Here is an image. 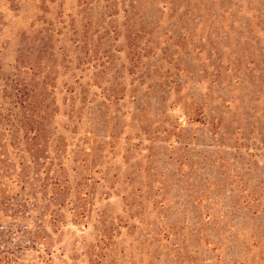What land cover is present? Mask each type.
<instances>
[{
  "label": "rangeland",
  "instance_id": "1",
  "mask_svg": "<svg viewBox=\"0 0 264 264\" xmlns=\"http://www.w3.org/2000/svg\"><path fill=\"white\" fill-rule=\"evenodd\" d=\"M17 77L46 122L17 123L9 264H264V0H0L6 103Z\"/></svg>",
  "mask_w": 264,
  "mask_h": 264
},
{
  "label": "trees",
  "instance_id": "2",
  "mask_svg": "<svg viewBox=\"0 0 264 264\" xmlns=\"http://www.w3.org/2000/svg\"><path fill=\"white\" fill-rule=\"evenodd\" d=\"M106 34L109 35V32H107ZM138 39L139 37L135 35L134 39L131 42V46H133L134 48L133 52H135V54L133 55L136 57V63L142 59L141 54L143 50H145L144 47L141 48L142 44L139 42ZM107 54L108 55L105 62L101 63L99 66L103 68L100 70V72L107 71L109 74L113 73L114 76H119L121 72L113 63L114 60L112 59L110 50H107ZM134 64H131V67L133 69L137 67ZM133 69L129 71L131 72V74L134 75L135 73H133ZM45 81L42 82L43 88H47L49 86V83ZM33 86V84L25 82V80H20L18 77L10 78L6 79L5 81L4 92H10L12 102L6 103L5 101L7 100V96L3 95L1 98L0 94V215L11 211V216L24 218L23 214H25L28 210L25 204L22 203L23 197H18L20 193H18L17 197L8 198L7 194L9 190L7 184L10 180H13L14 173L16 170H14L15 168L13 170L10 169L12 168L11 163L15 160L20 162L21 166V168H19L20 171L16 174V183L19 182L20 184L22 182V190H24L26 186L25 184H27L28 182L27 179L22 178V169H24L23 152L25 150V144H22V139L19 134L20 130L18 129L19 126L17 123H23L21 128H23L25 132L26 139L28 135H33L32 141H34V149L39 147V145L42 143V136L44 137L45 135V127L43 126V123L46 122V120L42 118V122L41 119L38 117V114L40 115L42 113L40 112L41 110H38L36 112L28 111L30 116H25L21 120L16 119L17 114H15L13 111L18 109L19 107L28 109V106L34 102V97L38 95L41 96V94L38 93L37 89ZM88 86L89 84L84 85L80 83L78 86L81 90L80 94L84 92L87 93L91 90L92 87H94L91 86L89 88ZM96 89L102 90V93H105V97H108L110 99L118 100L119 96L121 99H123L124 97L123 89L110 88L108 90L107 88H102L101 86H97ZM73 91L76 90H74L73 88ZM82 95L83 97L85 96L84 94ZM11 104L12 106H10ZM43 114L44 112L42 113V115ZM13 182H15V180ZM25 200H28V198H26ZM1 255H3L1 258L2 264H9L7 253L5 254V251L0 250V256Z\"/></svg>",
  "mask_w": 264,
  "mask_h": 264
}]
</instances>
